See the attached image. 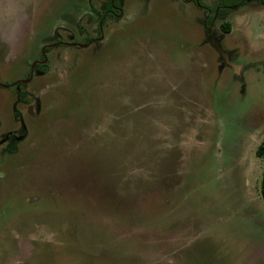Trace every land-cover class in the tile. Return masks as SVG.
Listing matches in <instances>:
<instances>
[{
    "label": "rangeland",
    "instance_id": "374dc122",
    "mask_svg": "<svg viewBox=\"0 0 264 264\" xmlns=\"http://www.w3.org/2000/svg\"><path fill=\"white\" fill-rule=\"evenodd\" d=\"M109 1L0 0V84L27 79L55 32L99 38ZM117 3L102 41L48 51L21 86L0 264H264V11L217 18L209 44L193 2ZM13 93L0 140L23 133Z\"/></svg>",
    "mask_w": 264,
    "mask_h": 264
},
{
    "label": "flooded vegetation",
    "instance_id": "af4514ba",
    "mask_svg": "<svg viewBox=\"0 0 264 264\" xmlns=\"http://www.w3.org/2000/svg\"><path fill=\"white\" fill-rule=\"evenodd\" d=\"M184 2L193 4L199 9L203 10V20L202 24L205 28V33L207 34V40L208 43L211 44L212 42V25L213 22L217 18H226L228 17L229 13L233 10H239L244 8V6L248 5L252 2L255 6V12H262L264 11V0H217L219 1L216 5V7L213 10V13L211 15V12L209 9H207L200 0H183ZM118 12V14H117ZM122 14V10L119 8L117 0H110L109 1V7L108 4L105 6L102 15L99 18V23H98V32H99V38H88L85 39L84 43L80 44L74 41V35L70 34L68 36L69 42L66 43L63 40H61V37L55 32V34L52 37V42L47 43V45L41 47L40 53L41 57L39 60L33 61V63L30 65L29 69V75L27 79L24 80H17L14 82H11L9 84H0V88L3 90L7 89H13V94L15 95L16 102L13 104V124L18 126L23 133L21 135H17V130H10L4 133L3 138L0 140V145H5V148L2 150V152H9L12 148L18 144L17 142H20L18 140H22L25 135H26V125L25 122L22 118V116L19 114L17 111V105L19 103H22L25 101V92L22 91L21 86L26 84L28 81H30L33 77L43 75L46 71V63H47V58H46V53L52 49H56L59 47H72V48H78V49H86L90 45L100 42L103 40V34H102V26L103 23L107 18H113V17H120ZM209 37L211 40H209Z\"/></svg>",
    "mask_w": 264,
    "mask_h": 264
},
{
    "label": "trees",
    "instance_id": "16d2710c",
    "mask_svg": "<svg viewBox=\"0 0 264 264\" xmlns=\"http://www.w3.org/2000/svg\"><path fill=\"white\" fill-rule=\"evenodd\" d=\"M108 7H109V3H108ZM225 30H226V32H228L229 31L228 27L225 26ZM256 155L258 157L264 156V141L261 143V145L257 149ZM260 194H261V198H262V201L264 204V170H263L262 176H261Z\"/></svg>",
    "mask_w": 264,
    "mask_h": 264
},
{
    "label": "water",
    "instance_id": "95a60500",
    "mask_svg": "<svg viewBox=\"0 0 264 264\" xmlns=\"http://www.w3.org/2000/svg\"><path fill=\"white\" fill-rule=\"evenodd\" d=\"M209 40H211V38L209 37Z\"/></svg>",
    "mask_w": 264,
    "mask_h": 264
}]
</instances>
